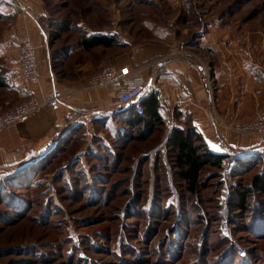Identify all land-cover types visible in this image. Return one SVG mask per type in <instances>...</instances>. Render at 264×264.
<instances>
[{
  "label": "rangeland",
  "instance_id": "1",
  "mask_svg": "<svg viewBox=\"0 0 264 264\" xmlns=\"http://www.w3.org/2000/svg\"><path fill=\"white\" fill-rule=\"evenodd\" d=\"M43 2L49 40L66 50L82 32H99L114 35L116 54L150 40L196 52L213 98V70L264 52V0ZM7 23L1 19L0 30ZM96 50L84 56L98 59L103 49ZM238 77L222 78V89L232 84L235 93ZM164 115L148 138L117 117L113 132L107 121L78 129L38 163L26 186L1 182L0 264H264V196L251 190L246 212L227 205L263 171L264 140L230 128L239 142L255 143L229 149L230 158L240 151L252 165L244 170L229 158L222 168L208 166L200 194L189 195L173 173L166 143L172 117ZM177 119L184 126L190 120ZM16 194L25 200L22 210L6 203Z\"/></svg>",
  "mask_w": 264,
  "mask_h": 264
},
{
  "label": "crops",
  "instance_id": "2",
  "mask_svg": "<svg viewBox=\"0 0 264 264\" xmlns=\"http://www.w3.org/2000/svg\"><path fill=\"white\" fill-rule=\"evenodd\" d=\"M0 13L9 20L0 30V112L32 96L41 97L53 88L70 92L57 107H44L25 122L0 133V177L53 150L78 129L81 131L101 121H107L106 127L113 128L112 132L116 129L117 112L132 105L121 106L114 88L85 89L87 76L108 63L141 69L152 88L144 95L153 91L158 94L160 113L163 117L165 112L172 117L167 121L170 131L176 126L185 127L177 118L189 116L188 123L197 128L215 153L255 144L235 139L229 122H249L264 108L262 50L251 61L240 56L243 62L237 58L235 67L228 63L224 70H213L212 81L216 80L219 87L213 98L206 67L197 61V53L184 51L173 42L150 40L130 53L116 54L112 53L113 48H108L101 50L98 59L85 57L79 43H69L67 50H63L64 47L49 40L43 23L47 13L43 0H0ZM24 37H29L37 46L38 83L26 80L21 73L18 55L20 40ZM236 71L239 77L235 93L228 89L232 84L222 89L225 84L221 79ZM71 110H79L83 116L68 124L65 115Z\"/></svg>",
  "mask_w": 264,
  "mask_h": 264
},
{
  "label": "trees",
  "instance_id": "3",
  "mask_svg": "<svg viewBox=\"0 0 264 264\" xmlns=\"http://www.w3.org/2000/svg\"><path fill=\"white\" fill-rule=\"evenodd\" d=\"M7 17V15L0 13V20ZM63 28L64 27L61 29ZM78 43L83 47L85 53H89L88 55H91L90 53L94 50L97 51L96 49L104 50L114 48L117 45L114 35L104 33L86 34L85 32H82ZM65 49L66 48L64 47L63 50ZM141 102L145 107V112L143 114H138L134 105H132L129 106V108H122L119 112H117L116 116L120 119L122 124H124L126 129L133 130L134 133L139 132V137L148 138L153 131H150V135L145 133L152 127L165 124L166 119L160 113V102L156 92L153 91L144 95ZM66 142L67 141H64L61 144H65ZM166 143L169 147L168 154L170 156L171 166L174 168V175L180 184L183 185L182 190L193 196L199 195L201 192L204 170L208 166L222 168L224 161L230 158L229 152L215 153L211 150L206 144L202 134L191 124H187L185 127H174L167 135ZM57 148L58 145L53 150H49L45 154L39 155V158L36 160L26 162L15 171L4 174L0 177V183L10 182V184H12L15 188L26 186L30 178H32L35 168L39 165L38 163L48 157ZM57 151L55 154L59 153ZM59 151L63 152L65 150L60 149ZM234 154H236V158L230 159L236 162V166L238 165V168L244 170L250 168L252 161L247 160V158L245 159L243 152L237 151L234 152ZM31 184L33 185L34 181L31 180ZM239 189L240 188H236V191L234 190L235 193L233 192L230 194L227 205L230 210L246 212L250 207L248 195L251 190H254L264 196V168L261 173L251 180L250 187H246L244 190ZM11 196L12 195H10L11 201L6 203L12 205V207L22 210V207L25 206L24 198L19 197L18 194L15 195L16 197L14 199L12 198L13 196ZM148 208L149 206L142 209L148 210ZM151 211L150 207L149 213H151Z\"/></svg>",
  "mask_w": 264,
  "mask_h": 264
},
{
  "label": "built area",
  "instance_id": "4",
  "mask_svg": "<svg viewBox=\"0 0 264 264\" xmlns=\"http://www.w3.org/2000/svg\"><path fill=\"white\" fill-rule=\"evenodd\" d=\"M18 58L23 77L30 82L38 83L40 81V61L37 46L29 37L20 40ZM102 88H114L119 104L121 106L134 105L138 114L145 112L141 99L147 90L152 89L141 73V69L119 67L112 63H108L99 71L90 74L85 80V89ZM69 93V91L60 88H53L41 97L32 96L22 103L0 112V133L25 122L44 107H57L69 96ZM82 116L81 111L71 110L66 113L65 122L69 124L79 120ZM230 128L243 136H253L264 140V108L258 112L254 120L235 124ZM222 228L227 235V225Z\"/></svg>",
  "mask_w": 264,
  "mask_h": 264
},
{
  "label": "snow or ice",
  "instance_id": "5",
  "mask_svg": "<svg viewBox=\"0 0 264 264\" xmlns=\"http://www.w3.org/2000/svg\"><path fill=\"white\" fill-rule=\"evenodd\" d=\"M212 147L216 148L217 146L216 145H212Z\"/></svg>",
  "mask_w": 264,
  "mask_h": 264
}]
</instances>
